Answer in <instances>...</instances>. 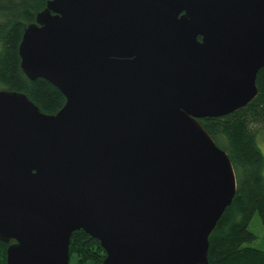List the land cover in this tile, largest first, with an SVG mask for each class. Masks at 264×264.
I'll return each mask as SVG.
<instances>
[{
	"label": "water",
	"instance_id": "obj_1",
	"mask_svg": "<svg viewBox=\"0 0 264 264\" xmlns=\"http://www.w3.org/2000/svg\"><path fill=\"white\" fill-rule=\"evenodd\" d=\"M19 54L66 101L0 89L7 264H71L80 229L104 264H209L237 177L199 119L258 95L264 0H49Z\"/></svg>",
	"mask_w": 264,
	"mask_h": 264
},
{
	"label": "trees",
	"instance_id": "obj_2",
	"mask_svg": "<svg viewBox=\"0 0 264 264\" xmlns=\"http://www.w3.org/2000/svg\"><path fill=\"white\" fill-rule=\"evenodd\" d=\"M48 1L0 0V89L24 92L41 111L55 114L65 104L64 94L45 78L29 79L19 54L26 26L36 21ZM257 87L258 95L246 106L222 117L199 119L228 152L237 177L233 202L209 237V264H264V250L245 245L256 238L249 228L256 213L264 225V154L256 141L257 129L264 128V67L257 75ZM253 124L260 126L253 129ZM11 242L0 239V264H7ZM105 257L98 239L83 229L72 233L71 264H104Z\"/></svg>",
	"mask_w": 264,
	"mask_h": 264
},
{
	"label": "rangeland",
	"instance_id": "obj_3",
	"mask_svg": "<svg viewBox=\"0 0 264 264\" xmlns=\"http://www.w3.org/2000/svg\"><path fill=\"white\" fill-rule=\"evenodd\" d=\"M259 126L260 125L253 124V129ZM256 141L264 154V128L257 129ZM249 228L253 233H255L256 238L252 242L246 243L245 245L264 250V225L258 213H256L252 218Z\"/></svg>",
	"mask_w": 264,
	"mask_h": 264
},
{
	"label": "flooded vegetation",
	"instance_id": "obj_4",
	"mask_svg": "<svg viewBox=\"0 0 264 264\" xmlns=\"http://www.w3.org/2000/svg\"><path fill=\"white\" fill-rule=\"evenodd\" d=\"M199 38L201 39L202 37L200 36Z\"/></svg>",
	"mask_w": 264,
	"mask_h": 264
}]
</instances>
